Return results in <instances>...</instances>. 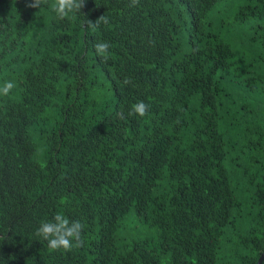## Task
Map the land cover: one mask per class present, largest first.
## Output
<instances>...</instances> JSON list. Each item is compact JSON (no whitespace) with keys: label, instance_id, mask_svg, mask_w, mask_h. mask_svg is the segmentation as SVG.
<instances>
[{"label":"trees","instance_id":"1","mask_svg":"<svg viewBox=\"0 0 264 264\" xmlns=\"http://www.w3.org/2000/svg\"><path fill=\"white\" fill-rule=\"evenodd\" d=\"M129 5L86 0L57 21L0 0V85H16L0 95V264L264 254V0ZM57 213L84 225L79 247L35 235Z\"/></svg>","mask_w":264,"mask_h":264},{"label":"clouds","instance_id":"2","mask_svg":"<svg viewBox=\"0 0 264 264\" xmlns=\"http://www.w3.org/2000/svg\"><path fill=\"white\" fill-rule=\"evenodd\" d=\"M86 0H26V6L32 9L47 8L51 13H54V18L57 21H75L79 14H82V9L85 6ZM139 0H130V7H136ZM83 15V14H82ZM108 18L103 15L94 23L86 20V26L92 30L98 29L101 24H108ZM108 42H97L94 44L96 53L107 61L110 57ZM127 83V80L125 81ZM15 83L11 80H6L0 85V95L8 96L15 88ZM148 105L144 102H138L131 106L129 116L138 115L144 117L148 111ZM84 225L78 221H70L63 213H57L51 220H42L39 227L36 229L35 235L42 240L47 241L48 247L51 250L71 251L73 247H79L81 243V232Z\"/></svg>","mask_w":264,"mask_h":264},{"label":"water","instance_id":"3","mask_svg":"<svg viewBox=\"0 0 264 264\" xmlns=\"http://www.w3.org/2000/svg\"><path fill=\"white\" fill-rule=\"evenodd\" d=\"M263 261H264V254L261 256V258L259 259V262H258V264H262L263 263Z\"/></svg>","mask_w":264,"mask_h":264}]
</instances>
